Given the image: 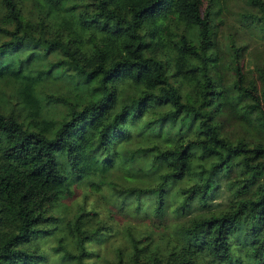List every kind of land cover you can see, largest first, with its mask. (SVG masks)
Here are the masks:
<instances>
[{
    "label": "trees",
    "instance_id": "trees-1",
    "mask_svg": "<svg viewBox=\"0 0 264 264\" xmlns=\"http://www.w3.org/2000/svg\"><path fill=\"white\" fill-rule=\"evenodd\" d=\"M22 1L0 0L11 22L0 23V76L23 69L9 73L16 88H0V264L49 263L53 205L82 179L142 217L195 214L170 225L178 241L165 257L146 262L147 244L132 233L126 257L115 243L111 258L93 248L112 234L83 206L65 224L73 245L54 247L68 264H264V54L246 68L235 38L218 50L202 0H81L80 26L66 20V0H39L28 15L58 20L51 35L33 31ZM246 1L264 22V0ZM177 120L198 132L173 146L135 145L142 128ZM234 120L252 135L228 134ZM231 166L228 205L197 212Z\"/></svg>",
    "mask_w": 264,
    "mask_h": 264
},
{
    "label": "rangeland",
    "instance_id": "rangeland-1",
    "mask_svg": "<svg viewBox=\"0 0 264 264\" xmlns=\"http://www.w3.org/2000/svg\"><path fill=\"white\" fill-rule=\"evenodd\" d=\"M37 1L39 2V0L22 1L23 5L26 6V20L33 19L30 25L33 31L38 33L43 26V32L45 34H54L57 28L56 25H58V20H54V25L51 21L48 23L42 19L41 12L37 9L35 10L36 17L38 16L37 18L28 15L32 5H36ZM202 7L208 12L212 29L216 32L218 50L226 49L229 44V38H235L238 44H244L246 46V68H251L250 62H254L264 54V22L258 20L254 16L252 18V16L248 15L249 13L253 15L257 12V9L246 0H202ZM86 9V3L81 0H66V8L64 11L65 18L72 24L80 26V18L85 14ZM0 23L7 26L11 25L1 2ZM168 24L170 30H174L175 22L168 19ZM177 28L181 30V25L179 23L176 25V29ZM84 29L90 31L88 28ZM40 50L42 51V49L38 47L35 52L40 53ZM28 52H30V48L25 47V50L19 51L18 55H14V58L17 56V59L21 60L25 58ZM44 58L38 61L36 66L38 69L44 68L41 66L49 61L48 59H52L53 57L48 55ZM21 68L22 65L14 71L5 70L0 76V88L3 86L16 88L17 83H14L15 78L9 76V73H22L23 69ZM222 70H225V67H223ZM226 76L227 80L231 79L230 72L227 71ZM36 87L38 91H40L42 89L41 83L36 82ZM119 94L122 98H125L127 92L124 87H120ZM198 130V124L187 125L178 120L171 123L164 122L158 126L142 128L141 134L136 136L134 143L135 145H148L155 142L161 147L173 146L193 138ZM225 130L234 137L244 136L248 132H252L247 126L239 123L238 120L231 121L229 126L225 125ZM251 135L252 133L247 134L249 137ZM237 174H239L237 166H231L229 169H226L224 176L220 180V188L214 196L208 200V207L196 211H217L227 206L229 200L228 178H234ZM88 185L85 179L72 184L61 194V197H59L53 205V211L56 213V221L53 223L47 222L49 231L44 239L47 244L45 248H50L48 252L50 253L51 260L48 264H68L67 261L63 259L60 260V255L54 247H56L59 242L64 244L67 243L69 246L73 245L71 238L65 231V224L68 220H72L83 206L95 212L96 218L100 221V224H105L104 235L108 233L112 234V237H103V240L100 242H90L93 248L98 250L100 254L104 253L106 257L111 258L113 254L111 244L115 243L120 247L122 246L123 256L126 257L129 251L127 235L132 233L137 239H140L141 246L147 244L146 247L142 248V259L146 262L152 260L154 256L158 259L165 257V254L168 253L178 241V238L173 235L170 225L180 219L195 214V211H192L190 214L177 218L170 213L169 209H166V213L163 217H156L149 214H147V217H142L144 214L136 213L133 210V203H131V206H128V203L123 201L120 202V197L110 196L107 192L105 193L106 188L103 190H94L90 189ZM110 224H112L114 229H117V232L110 230ZM43 244L44 241L42 246ZM113 246L114 244H112V247ZM56 256L57 259L55 260Z\"/></svg>",
    "mask_w": 264,
    "mask_h": 264
}]
</instances>
